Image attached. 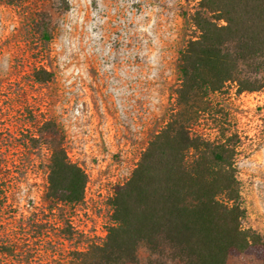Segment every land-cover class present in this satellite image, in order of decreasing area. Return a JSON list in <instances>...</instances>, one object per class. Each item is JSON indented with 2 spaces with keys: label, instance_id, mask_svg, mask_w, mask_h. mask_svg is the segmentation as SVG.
I'll list each match as a JSON object with an SVG mask.
<instances>
[{
  "label": "rangeland",
  "instance_id": "rangeland-1",
  "mask_svg": "<svg viewBox=\"0 0 264 264\" xmlns=\"http://www.w3.org/2000/svg\"><path fill=\"white\" fill-rule=\"evenodd\" d=\"M197 3L0 0V264H71L74 251L103 242L115 186L175 107ZM213 97L223 112L207 114L195 131L239 134L244 226L264 235V87ZM59 143L87 182L81 201L50 210L47 164ZM146 258L141 248L133 264ZM228 262L261 264L248 252Z\"/></svg>",
  "mask_w": 264,
  "mask_h": 264
},
{
  "label": "trees",
  "instance_id": "trees-1",
  "mask_svg": "<svg viewBox=\"0 0 264 264\" xmlns=\"http://www.w3.org/2000/svg\"><path fill=\"white\" fill-rule=\"evenodd\" d=\"M195 29L180 51L175 107L148 141L130 176L115 186L112 222L101 243L74 251L71 264H229L252 253L264 264V235L244 226L237 132L195 131L223 112L214 95L264 87V0H198ZM43 36L49 38L48 30ZM47 72L45 79H50ZM44 199L50 210L82 200L87 174L59 143L48 160Z\"/></svg>",
  "mask_w": 264,
  "mask_h": 264
}]
</instances>
